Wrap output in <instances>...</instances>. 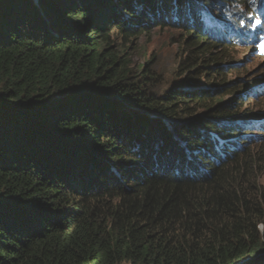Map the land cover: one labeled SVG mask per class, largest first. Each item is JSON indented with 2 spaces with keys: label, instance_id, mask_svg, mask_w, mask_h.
<instances>
[{
  "label": "trees",
  "instance_id": "1",
  "mask_svg": "<svg viewBox=\"0 0 264 264\" xmlns=\"http://www.w3.org/2000/svg\"><path fill=\"white\" fill-rule=\"evenodd\" d=\"M250 1L0 0V264H264V144L223 140L258 113L204 23ZM156 26L187 32L193 87L156 97L132 64Z\"/></svg>",
  "mask_w": 264,
  "mask_h": 264
},
{
  "label": "rangeland",
  "instance_id": "2",
  "mask_svg": "<svg viewBox=\"0 0 264 264\" xmlns=\"http://www.w3.org/2000/svg\"><path fill=\"white\" fill-rule=\"evenodd\" d=\"M212 20H208L207 22L211 23ZM179 22H183V19H180ZM164 23L165 25H168L170 23V20L165 19ZM186 37L187 32L185 30L178 29L172 26H156L155 28H151V31H149L148 33H142L137 35V38H134L132 40V43H130L131 41L127 42L130 46V53H128V55L132 58V64L142 67L143 70L146 69V74L152 77L153 84L150 89L156 97H162L161 95H164L166 90H173L175 88H190L194 86L189 85V82H187L188 72H185L181 65V61L183 59L181 50L182 47H184L183 45L186 40ZM219 41L222 42L221 40ZM246 46L248 45H231L232 48H230L229 50L227 49L228 52H230V58L224 61L226 66L224 70V78L229 84H233L232 86L234 89H237L239 85H247L246 92L249 89L252 92H257L255 91L256 87L258 85L260 87L264 85L263 80L260 81L256 79L257 75L264 74V56L262 54L260 46H255L254 49H250ZM202 80H205L203 81L204 85H206L205 88H211L208 86V84L212 83L211 80H209L208 78H202ZM255 81L258 82V84ZM195 88L199 87L195 86ZM228 88L230 87L224 88L222 91H216L213 94L212 99L216 98V102H212L213 104H215L214 106L226 104L235 98L230 96H224V100L221 103H218L217 97L220 94L224 93ZM242 92L245 93V89H243ZM197 103L198 102H189V105H191L192 110V117H190L189 119L194 118L196 115H200L204 112V109L200 107V105H198ZM241 104V110H243V112L248 111V109L251 110V108H253L254 110H264V96L257 98L249 96L243 99L241 101ZM124 105L126 110H128L125 111L126 113H129L133 109H138L141 113H145V115L147 116L159 117L162 121H169L170 123L169 118H166L165 116H160L156 112L151 111L149 107L146 108L145 106L141 105L142 108H139L134 102L126 103ZM181 108H184V106H182ZM250 119H255V121L251 122L250 128H254L255 130H257H254L256 134L253 137L255 138V140H257V142L251 146V148H253L255 151V149L258 148V145L261 142L264 144V129L258 130L259 126L254 127V125L259 120L264 123V115L261 114L260 116L258 114L255 117L249 116L245 118V120ZM171 122L177 123L175 121ZM244 130L245 129L240 131V133L237 134V136L235 137L238 138L240 136L241 138L244 135ZM258 132L262 135H257ZM235 137H228V139L235 140ZM173 152L175 153V151ZM188 158L192 159V156H188ZM199 158L203 160V158L205 157L204 155H199ZM127 164H130V162H128ZM261 179L264 183V174L262 175Z\"/></svg>",
  "mask_w": 264,
  "mask_h": 264
},
{
  "label": "bare ground",
  "instance_id": "3",
  "mask_svg": "<svg viewBox=\"0 0 264 264\" xmlns=\"http://www.w3.org/2000/svg\"><path fill=\"white\" fill-rule=\"evenodd\" d=\"M252 49H254V47H253ZM257 84H258V83H257ZM259 88H260V86L258 85V86L256 87V90H255V91H258ZM261 120H262V117H261ZM261 120H260V123L264 125V123H263Z\"/></svg>",
  "mask_w": 264,
  "mask_h": 264
},
{
  "label": "clouds",
  "instance_id": "4",
  "mask_svg": "<svg viewBox=\"0 0 264 264\" xmlns=\"http://www.w3.org/2000/svg\"><path fill=\"white\" fill-rule=\"evenodd\" d=\"M261 75H264V74H261ZM262 78H263V77H262ZM248 97H249V96H248ZM250 97H253V98H255L254 96H251V95H250ZM246 98H247V97H246Z\"/></svg>",
  "mask_w": 264,
  "mask_h": 264
}]
</instances>
